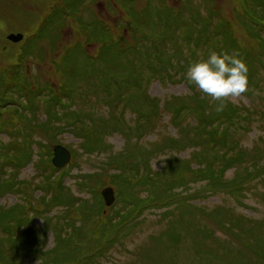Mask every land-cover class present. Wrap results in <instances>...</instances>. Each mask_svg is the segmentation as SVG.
Here are the masks:
<instances>
[{"label": "rangeland", "instance_id": "rangeland-1", "mask_svg": "<svg viewBox=\"0 0 264 264\" xmlns=\"http://www.w3.org/2000/svg\"><path fill=\"white\" fill-rule=\"evenodd\" d=\"M255 3L0 0V264H264L241 245L264 246V172L249 176L264 164V6ZM14 31L20 44L5 39ZM230 33L256 88L218 112L183 77ZM197 109L205 124L216 117L213 129ZM229 110L248 119L226 120ZM57 144L71 154L61 168L51 164ZM240 147L223 184L189 173L178 195L153 200L171 191L165 174L201 157L215 170ZM236 180L239 190L228 184ZM104 188L116 196L110 207Z\"/></svg>", "mask_w": 264, "mask_h": 264}, {"label": "trees", "instance_id": "trees-1", "mask_svg": "<svg viewBox=\"0 0 264 264\" xmlns=\"http://www.w3.org/2000/svg\"><path fill=\"white\" fill-rule=\"evenodd\" d=\"M253 6V8L254 7H258V8H260V7H262V6H264V0H256V3L254 4V5H252ZM148 8V7H147ZM259 16H260V18H261V20L262 21H264V12L263 13H261V14H259ZM264 23V22H263ZM228 26V25H227ZM228 28H229V26H228ZM259 28H262V25L259 27ZM148 34V33H147ZM152 34V33H151ZM151 34H149V35H151ZM153 35V34H152ZM262 35H264V33H262ZM230 36H231V39H230ZM157 36H155L154 35V38H156ZM158 38H161L160 36H158ZM257 38H259L260 39V41L262 42L261 43V45L262 44H264V36H261V35H257ZM162 39V38H161ZM221 40H222V38L220 39V40H218V42L215 44V45H213V49L212 50H215V51H217V52H222V51H228L229 53H231V52H233V51H235L236 50V52L238 51L236 48H237V46H236V41L234 40V37L232 36V34L230 33L229 35H228V40L226 39V41H225V43L224 44H222V42H221ZM226 42H228L227 44H226ZM259 42V41H258ZM204 44H205V42H204ZM261 45H258L259 47L261 46ZM198 45H196V47H197ZM224 47H226V49H223ZM123 48V47H122ZM262 50H263V52H264V46L262 47ZM207 52V51H206ZM205 53V52H204ZM208 53V52H207ZM248 54H251L250 52L248 53ZM264 56V53H262V57ZM251 57V56H250ZM249 58V57H248ZM200 58H197V59H195V60H199ZM251 59V58H250ZM194 61V60H193ZM181 62V63H180ZM192 62V61H191ZM190 62V63H191ZM261 62V61H260ZM262 63V62H261ZM178 64H179V66H180V68L183 70V68H184V65H185V62L183 61V60H179V62H178ZM166 70H168V73L170 72V68H167ZM251 74H252V72H249L248 71V86H250L251 85ZM183 78H185V76L183 77ZM182 78V79H183ZM186 79V78H185ZM185 79L183 80V81H185ZM186 85H187V83H186ZM254 88H256V86L255 87H253V91H254ZM248 91H250V92H253L252 91V89H249ZM193 94H194V97H196L197 99H200V100H204L205 99V97L202 95V93H195V92H192ZM247 110V109H246ZM230 111V110H229ZM197 117H196V120L198 121V123L200 124V126H201V128H203V129H205V127H207V126H210L209 128H211V127H213V126H215L214 125V119L216 118H213V120L211 121V122H207L206 124H205V122H206V120H205V118H204V112H203V110L202 109H197ZM235 111L234 110H231L230 112H229V114L228 115H226L225 113H223L222 115L225 117V119L226 120H228L231 116H235V117H237L238 119H243V120H245V119H248V115H243V114H235L234 113ZM218 117V116H217ZM114 118H117V117H115L114 116V114L113 115H110V116H107L106 117V119H113L114 120ZM107 120V121H108ZM211 129H213V128H211ZM226 129H224V131L222 130V132H221V134H222V138H223V136L224 135H226ZM224 132V133H223ZM209 135H204V137L202 138V140L203 141H206V138L208 137ZM96 137L97 136H93V135H89V136H87V138L88 139H86V144H87V146L86 147H89V148H91V146H93L94 147V143H92V141H97L96 140ZM238 151H239V153H238ZM237 152L235 151L232 155H228V154H226V153H223V155H222V161H223V163H222V166H220L219 168H217V169H213V168H210L209 167V164H208V162L206 161V160H203V157H201L195 164L196 165H198V167H196L195 169H194V167L193 166H189V164L187 163V161H186V166H184V169H181V168H177V169H175L176 167H177V165L174 167V169H175V171H172L171 172V174H169V175H166L165 174V176L163 177V179H162V184H169V186H170V192L167 194V190L165 191V194H167V195H165V196H163V197H161V198H154L153 200L154 201H162V200H165V198H167V196H169V195H178L177 193L176 194H174V193H172V191H173V188L174 187H177V186H179L184 180H185V176L187 175V174H189V173H192V174H194L196 177H198V176H200L201 174L205 177V178H208V181H209V183L210 184H212L211 186L214 188V187H216L217 185H219V184H223L224 182H223V180H222V178H223V176H224V174H225V171L226 170H228L229 168H231V167H233V165H234V163L236 162V163H238V162H240V161H243L242 160V156H243V154H245L244 153V151L242 150V148L240 147V149L238 150ZM141 154V153H140ZM28 155L30 156V152L27 154V156H26V159H28ZM0 157H1V155H0ZM16 159V157L14 158V160ZM114 163V165L115 164H121L122 162L120 161V160H117V161H114L113 162ZM198 163V164H197ZM242 163H244V162H242ZM192 165V164H191ZM205 166V167H204ZM173 168V167H172ZM259 171H261V172H259ZM262 172H264V164L262 165V166H259V167H257V169L255 170V171H252L250 174H249V176L250 177H255L256 175H257V173H262ZM175 174H178V177H179V179H178V181H177V179H175ZM196 174H198V176L196 175ZM244 174H246L245 172H244ZM148 178H151V176L149 175L148 176ZM237 178V177H236ZM237 179H240L239 177L237 178ZM141 181H143V179H141ZM242 182V181H241ZM241 182H240V180H236V181H234V182H232V183H228V184H231L230 185V187H233V188H236L237 190H239V189H241L242 187H241ZM3 184V183H2ZM64 186V185H63ZM157 188H159L160 190H163L162 188H160V187H157ZM235 189V190H236ZM48 190H54L52 187H50V186H48ZM172 197V196H171ZM167 201V200H166ZM167 203V202H166ZM166 203H164V204H166ZM164 206V205H163ZM196 209H199V207H195ZM204 216L205 217H209V215L207 214L206 215V212L204 213ZM246 221H247V219L246 218H244ZM249 220H251V221H254V219H252V218H250ZM234 233H232V234H230V236H231V238L232 239H236V241H240V240H242V236H241V234H239V233H235V231H233ZM259 242L261 243V241L259 240ZM241 244V243H240ZM248 252H251L252 254H255V255H258V256H260V258H261V260L260 261H263L264 262V246H261V247H254V248H251V244H249V243H247V245L246 244H241ZM257 252V253H256ZM11 255L13 256V257H15V258H19V256H22L21 255V251L20 250H16V251H14V252H11Z\"/></svg>", "mask_w": 264, "mask_h": 264}, {"label": "clouds", "instance_id": "clouds-1", "mask_svg": "<svg viewBox=\"0 0 264 264\" xmlns=\"http://www.w3.org/2000/svg\"><path fill=\"white\" fill-rule=\"evenodd\" d=\"M185 78L206 99L218 102V112L223 111L227 98L248 91V67L238 53L210 51L206 58L188 64Z\"/></svg>", "mask_w": 264, "mask_h": 264}, {"label": "water", "instance_id": "water-1", "mask_svg": "<svg viewBox=\"0 0 264 264\" xmlns=\"http://www.w3.org/2000/svg\"><path fill=\"white\" fill-rule=\"evenodd\" d=\"M15 41H19L21 35L15 36ZM71 154L70 152L63 147L62 145H55L53 146V157H52V164L56 167H62L67 162L70 161ZM106 205H111L114 201V192L111 188H104L101 192Z\"/></svg>", "mask_w": 264, "mask_h": 264}, {"label": "flooded vegetation", "instance_id": "flooded-vegetation-1", "mask_svg": "<svg viewBox=\"0 0 264 264\" xmlns=\"http://www.w3.org/2000/svg\"><path fill=\"white\" fill-rule=\"evenodd\" d=\"M20 34H22V33H20V32H16V31H14V32H9L6 36H5V39H6V41L7 42H9V43H14L15 45H17V44H20L22 41H23V37L22 38H20L19 39V41H15V39H16V37L15 36H17V35H20ZM6 44H8V43H6ZM9 46V45H8ZM3 48H6L5 46H3L2 47V49ZM4 51V50H3ZM1 63V62H0ZM3 83H4V80H3V78L2 79H0V93H2V92H4L5 91V89H6V87H3Z\"/></svg>", "mask_w": 264, "mask_h": 264}]
</instances>
